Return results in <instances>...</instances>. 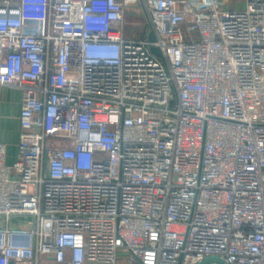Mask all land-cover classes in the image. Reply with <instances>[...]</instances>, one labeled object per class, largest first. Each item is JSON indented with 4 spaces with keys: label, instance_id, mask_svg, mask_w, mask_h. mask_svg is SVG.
<instances>
[{
    "label": "built area",
    "instance_id": "1",
    "mask_svg": "<svg viewBox=\"0 0 264 264\" xmlns=\"http://www.w3.org/2000/svg\"><path fill=\"white\" fill-rule=\"evenodd\" d=\"M0 86V264H264V0H0Z\"/></svg>",
    "mask_w": 264,
    "mask_h": 264
},
{
    "label": "crops",
    "instance_id": "2",
    "mask_svg": "<svg viewBox=\"0 0 264 264\" xmlns=\"http://www.w3.org/2000/svg\"><path fill=\"white\" fill-rule=\"evenodd\" d=\"M226 8H241L244 0H220ZM21 106V90L0 86V141L6 144V162L15 159L20 125L18 115Z\"/></svg>",
    "mask_w": 264,
    "mask_h": 264
},
{
    "label": "rangeland",
    "instance_id": "3",
    "mask_svg": "<svg viewBox=\"0 0 264 264\" xmlns=\"http://www.w3.org/2000/svg\"><path fill=\"white\" fill-rule=\"evenodd\" d=\"M127 13H128V17H126L127 20L126 28L129 31V33L130 31L133 32L135 37L143 36L142 31L144 28L143 22L145 18L141 16L138 12H136L134 9H129ZM25 227L28 226L25 225Z\"/></svg>",
    "mask_w": 264,
    "mask_h": 264
},
{
    "label": "water",
    "instance_id": "4",
    "mask_svg": "<svg viewBox=\"0 0 264 264\" xmlns=\"http://www.w3.org/2000/svg\"><path fill=\"white\" fill-rule=\"evenodd\" d=\"M147 38L150 41H154L155 40V36L154 33L152 31H150L147 35ZM151 50L153 53H155L158 56H161V52L157 47L151 46ZM11 264V263H9ZM196 264H228L227 262H225L221 257L216 256V255H209L205 258H203L201 261H199Z\"/></svg>",
    "mask_w": 264,
    "mask_h": 264
}]
</instances>
